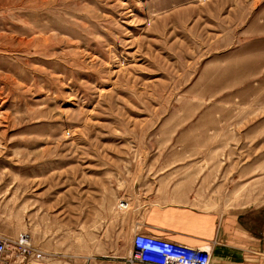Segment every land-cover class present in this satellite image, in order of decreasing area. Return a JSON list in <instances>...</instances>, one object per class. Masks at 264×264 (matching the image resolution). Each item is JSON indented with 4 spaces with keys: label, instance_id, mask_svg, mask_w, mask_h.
I'll list each match as a JSON object with an SVG mask.
<instances>
[{
    "label": "rangeland",
    "instance_id": "obj_1",
    "mask_svg": "<svg viewBox=\"0 0 264 264\" xmlns=\"http://www.w3.org/2000/svg\"><path fill=\"white\" fill-rule=\"evenodd\" d=\"M174 185L264 204V0H0V236L117 264Z\"/></svg>",
    "mask_w": 264,
    "mask_h": 264
},
{
    "label": "crops",
    "instance_id": "obj_2",
    "mask_svg": "<svg viewBox=\"0 0 264 264\" xmlns=\"http://www.w3.org/2000/svg\"><path fill=\"white\" fill-rule=\"evenodd\" d=\"M194 189L184 185L161 186L155 191L143 188L138 198H143L144 207L153 198L158 203L147 208L154 211L145 213L132 235L142 233L203 249L211 254V264H264V204L209 208L198 203ZM111 238L115 240L114 235ZM54 254L45 253L41 261L50 264ZM130 255L131 249L116 258L117 264H128ZM78 257L83 264H109L92 256Z\"/></svg>",
    "mask_w": 264,
    "mask_h": 264
},
{
    "label": "built area",
    "instance_id": "obj_3",
    "mask_svg": "<svg viewBox=\"0 0 264 264\" xmlns=\"http://www.w3.org/2000/svg\"><path fill=\"white\" fill-rule=\"evenodd\" d=\"M129 202L121 201L118 209L128 210ZM31 236L22 233L11 240L0 236V264H23L29 257L43 260L45 253L34 249ZM211 254L203 249L184 246L151 235L136 233L130 264H211Z\"/></svg>",
    "mask_w": 264,
    "mask_h": 264
},
{
    "label": "bare ground",
    "instance_id": "obj_4",
    "mask_svg": "<svg viewBox=\"0 0 264 264\" xmlns=\"http://www.w3.org/2000/svg\"><path fill=\"white\" fill-rule=\"evenodd\" d=\"M31 243H32V240H31Z\"/></svg>",
    "mask_w": 264,
    "mask_h": 264
}]
</instances>
